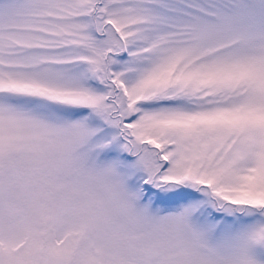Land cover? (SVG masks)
I'll return each instance as SVG.
<instances>
[{
  "label": "snow or ice",
  "instance_id": "snow-or-ice-1",
  "mask_svg": "<svg viewBox=\"0 0 264 264\" xmlns=\"http://www.w3.org/2000/svg\"><path fill=\"white\" fill-rule=\"evenodd\" d=\"M0 264H264V0H0Z\"/></svg>",
  "mask_w": 264,
  "mask_h": 264
}]
</instances>
